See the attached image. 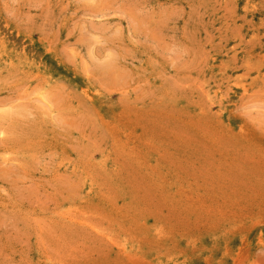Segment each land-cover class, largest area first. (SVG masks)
<instances>
[{"label":"rangeland","instance_id":"obj_1","mask_svg":"<svg viewBox=\"0 0 264 264\" xmlns=\"http://www.w3.org/2000/svg\"><path fill=\"white\" fill-rule=\"evenodd\" d=\"M0 264H264V0H0Z\"/></svg>","mask_w":264,"mask_h":264}]
</instances>
